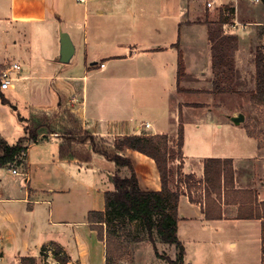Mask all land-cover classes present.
<instances>
[{"label": "crops", "instance_id": "obj_1", "mask_svg": "<svg viewBox=\"0 0 264 264\" xmlns=\"http://www.w3.org/2000/svg\"><path fill=\"white\" fill-rule=\"evenodd\" d=\"M207 1L90 0L84 6L76 0H0V45L6 49L8 36L23 37L24 45L13 42L15 47L24 46L27 54L19 81H34L21 88L15 101L3 94L8 103L16 105L13 108L22 127L18 140L28 136L26 127L37 136L35 141L26 143L22 166L0 168V235L4 241L0 264H22L23 259L43 264L41 251L47 245L62 251L70 264H106L105 241L92 230L88 214L105 209V192L114 189L112 176L117 167L94 152L91 141L79 139L93 136L98 143L102 138L112 141L139 135L136 127L141 123L151 124L148 135L174 134L181 106L182 169L197 178L203 197L191 202L183 186L186 193L179 202L178 237L186 250L185 264H192L195 259L207 263L206 249L217 244L222 257L219 264H264L262 220L238 218L239 205L226 204L224 199L221 219L208 220L204 214V162L209 158L231 159L234 189L251 190L259 202L264 201V148L243 124L233 123L236 135L243 140L245 153L241 154L233 153L237 143L232 141L227 150L221 145L215 149L216 132L212 126L205 132L206 126L197 124L192 139L188 135L186 112L193 108L188 105L208 102L187 100L181 95L213 99L209 87L212 52L209 51L205 72L191 74L188 68L185 55L191 30L205 28L208 51L212 43L210 27L228 26L216 25L223 14L217 12L216 3H233L236 24L248 16L243 9L246 4L242 6L240 0H216L209 10ZM245 2L264 8L262 1ZM61 30L66 31L72 44L67 58L60 54ZM34 41L40 44L38 51L32 46ZM179 51L186 68L181 92L177 87ZM35 53H39L38 58ZM239 66L237 60L238 70ZM0 67L4 69L2 64ZM11 91L18 92L16 83ZM171 97L175 102L170 106L166 101ZM19 99L24 100V113L18 108ZM142 104L144 108L157 105L160 113L155 118L148 110V118L154 121L146 119L133 125L134 118L128 115H143ZM225 126L229 128V124ZM111 146L114 149V144ZM121 154L131 160L142 190H161L153 159L129 149ZM96 160L101 162L100 168L94 166ZM13 169L20 174H13ZM189 246L195 253L190 263ZM211 259L210 256V263Z\"/></svg>", "mask_w": 264, "mask_h": 264}, {"label": "rangeland", "instance_id": "obj_2", "mask_svg": "<svg viewBox=\"0 0 264 264\" xmlns=\"http://www.w3.org/2000/svg\"><path fill=\"white\" fill-rule=\"evenodd\" d=\"M245 1L246 0H240V3L242 6H245L243 4H246L243 9L248 16H245L243 19H238L239 24L236 25L235 20H233V17L230 16L227 20H225L228 26L224 27V29L219 26L210 27L209 35L210 38H213V41L211 43V50L207 51L205 28L198 26L194 27L191 30L192 37L190 38V42L188 43V48L186 49L185 55L191 74L200 75L202 71H206L209 51L212 52V55H215L216 59L219 53L225 54V59L227 60V62L233 60L235 64L233 69L228 64L220 67V65L214 58V62L216 65L218 64V66L217 68H215V70L213 69L211 80H209L211 82L209 83V87L212 88L211 93L213 94V99L209 96H207V99L206 96L187 94L181 95L182 98L187 100L208 102V104L197 106V108L205 107L204 110L194 108L197 104L188 105L190 107H193L188 109V111L186 112V122L188 124L187 129L189 138L192 139V136L195 135V127L197 126V124H202V127L206 126L205 132H207V129L208 131H210L212 126L214 127V132H216V136L214 138L215 149L216 147L221 148V145L224 146L223 148L227 150L230 141H232L235 144L237 143V147L233 151V153L235 154H241L245 152L242 148L243 140L241 138H238V136L236 135V128H234L233 122L231 121V118H229V116H238L239 114H243L245 116V121L242 124L245 128H248L250 134L254 138H256L260 145H262L264 148V104H257L252 101L253 93L256 90L255 58L259 51H264V8H262V6L252 7ZM232 5V2L224 1L222 5L216 3L215 6L217 7V12L221 14L224 10L233 12L232 10L234 9L232 8ZM83 8L84 7L82 6L81 9ZM197 22L201 21L198 20ZM219 24H222L220 20L216 22V25ZM88 26L89 22L86 20L84 25L86 31L88 29ZM62 30H64V27H62ZM62 30L59 33V40L61 42L60 54H63V52H70L72 50L70 37L67 35L66 31ZM81 34H84V28L81 30ZM14 41H17L18 43H20V45H24L23 37L19 35L8 36V44L6 49L4 47L2 48L0 45V65L2 64L3 67L6 68L9 67V65H11L12 63L17 62L23 69L27 54L25 53L24 46L20 47V45H18L17 47H15L13 45ZM35 42L36 41L33 42L32 46H34L36 48L35 50L38 51L37 49L40 44L38 45ZM238 49L240 51L239 53H236ZM38 54L35 53V58L39 57ZM237 60L240 65L239 70L236 67ZM221 78L223 79V82H221ZM33 82V80L30 82L18 81L16 82L18 92L15 93L12 91H8L5 92V94L8 98H10L11 102L15 101L17 99L16 95L20 94L21 88L25 89V86L27 84H32ZM215 83H220V89H223L224 93L219 94L220 92H218V89L215 87ZM89 92V104L92 105L91 87L89 89ZM18 102L20 105L18 106L19 110L21 111V113H24V100L19 99ZM174 102L175 99L171 97L166 101V104L171 106L174 104ZM9 103L3 104L0 99V139L4 137L7 139L10 145H14L17 143L18 136L22 133V127L13 108L16 105ZM141 108H143V115H128L134 118L133 125L139 124L141 121L146 119L154 121V119L148 118L149 114L146 113L148 110L151 111L150 113L152 115H155V118H157L156 115H159L160 113V108H158L157 105L152 108L150 106H145L144 108L143 105L141 106ZM208 110H210L211 112H208ZM183 123L184 117L181 106L180 112L178 114L175 133L168 134L170 141L168 145L171 149L172 154L174 152L175 155H177L179 130L183 126ZM221 124H224V129L222 130H220ZM226 124H229V128L225 126ZM114 142L115 139L110 141L106 138H102L98 143H96V146L99 150L113 154L115 153V150L111 145L114 144ZM189 150H191L190 147ZM178 159L179 158L177 157L174 160V164H169L172 172L170 187L174 190H179L181 193H186V190H188V194L193 199H195L196 201H200L203 197L199 189V181L197 180V178H194V180H189L186 178L187 174H185L182 169V165L184 162ZM96 162L97 163H94V166L100 168L101 162L99 160H96ZM129 174L130 173L128 168L121 169L120 175L129 176ZM107 183L108 182H105L104 185L107 186ZM183 186L186 190L183 189ZM151 188H153V186ZM234 196L235 195H230V199H234ZM130 229L133 233H135V235H140L138 222H134L131 225ZM156 247L160 255H167L172 259L175 258L177 253L175 246L160 243L157 240ZM188 250V262L190 263L192 255L195 256V253L190 246L188 247ZM120 253L122 254V259L120 260L119 264H166L164 260L156 256L153 245L147 238L141 242L124 244L123 249H121ZM210 256L212 258L211 263ZM204 259H208L209 261L206 263L203 259H195L192 264H219V260L222 259L220 246H218V244L214 247L209 246L205 251Z\"/></svg>", "mask_w": 264, "mask_h": 264}, {"label": "trees", "instance_id": "obj_3", "mask_svg": "<svg viewBox=\"0 0 264 264\" xmlns=\"http://www.w3.org/2000/svg\"><path fill=\"white\" fill-rule=\"evenodd\" d=\"M264 5V0H261ZM229 18V17H228ZM221 14L220 22L226 23L228 19ZM211 42L213 38H210ZM225 54L219 53L216 59L213 55V69L228 64L234 68V61L225 59ZM215 60L218 62L216 65ZM230 63V64H229ZM256 67V90L253 93L252 101L257 104H264V51H259L255 58ZM3 68L0 67V70ZM186 77V68L184 57L179 51L177 87L181 89L180 84ZM222 79V78H221ZM223 82V79L221 80ZM218 92L224 93L220 83H215ZM0 99L3 104L8 101L0 90ZM198 106V105H197ZM196 106V107H197ZM181 114V113H180ZM248 130V128L246 127ZM28 136L21 137L16 144L10 145L8 142L0 139V168H15L24 164L23 154L27 151V142L35 141L37 136L35 132L26 127ZM183 126L179 130L177 155L171 152L169 147L168 135H129L118 137L114 142L115 153L110 154L99 150L96 146L94 137H82V142L91 141L94 152L102 155L110 162H113L117 170L113 173L112 182L114 189L106 191L105 209L103 211H91L88 214V222L92 230L97 231L98 238L105 241L106 245V264H119L122 259L121 249L124 244L132 242H141L146 238L151 242L156 256L164 260L166 264H185L186 250L178 237L179 202L184 193L174 190L170 187L171 168L169 164L177 157L183 161L182 148L184 143ZM248 134L252 136L248 130ZM253 137V136H252ZM134 150L153 159L158 168L161 179V190L144 191L139 186V181L133 164L130 159L121 153L126 150ZM183 167V165H182ZM128 168L129 176L120 175L121 169ZM179 175V173H178ZM186 178L194 180V175L187 174ZM204 192L205 207L204 214L208 220L222 218V205L224 199L226 204H238L240 219H260L262 220V242L264 255V201L259 202L257 196L251 190L237 191L234 186V169L231 159L209 158L204 162ZM230 195H235L230 199ZM191 202H197L189 195ZM231 201V202H230ZM138 222L140 235H135L131 231V225ZM157 240L160 243L175 246L177 253L174 259L167 255H160L157 251ZM58 251L59 249L56 248ZM62 264H66L68 259L66 255L60 258ZM33 264V259H23L22 264Z\"/></svg>", "mask_w": 264, "mask_h": 264}, {"label": "built area", "instance_id": "obj_4", "mask_svg": "<svg viewBox=\"0 0 264 264\" xmlns=\"http://www.w3.org/2000/svg\"><path fill=\"white\" fill-rule=\"evenodd\" d=\"M79 4L86 6L90 0H76ZM216 0H208L206 3L207 8H212ZM237 1V0H235ZM249 2L256 4L261 2V0H248ZM223 14L225 17L232 16V12L229 10H224ZM237 25V24H236ZM101 66H104L103 64ZM21 71V66L18 63H12L9 67H6L0 71V90L2 92H7L14 88L17 81L20 80L19 72ZM151 128L150 123H141L136 127V131L139 135H146L147 131ZM148 135V134H147ZM13 174H20L15 169H13ZM3 237L0 235V250L3 247ZM64 257L62 251H58L54 246L47 245L41 251V261L43 264H62L60 258ZM66 264H70L66 263Z\"/></svg>", "mask_w": 264, "mask_h": 264}, {"label": "water", "instance_id": "obj_5", "mask_svg": "<svg viewBox=\"0 0 264 264\" xmlns=\"http://www.w3.org/2000/svg\"><path fill=\"white\" fill-rule=\"evenodd\" d=\"M71 53H72V50L70 52H63L62 55L64 58H67L68 56H70ZM231 121L235 125H241L245 121V116L243 114H239L238 116H233L231 118Z\"/></svg>", "mask_w": 264, "mask_h": 264}]
</instances>
